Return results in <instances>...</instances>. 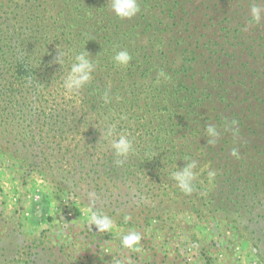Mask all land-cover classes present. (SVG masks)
<instances>
[{
	"label": "trees",
	"instance_id": "obj_1",
	"mask_svg": "<svg viewBox=\"0 0 264 264\" xmlns=\"http://www.w3.org/2000/svg\"><path fill=\"white\" fill-rule=\"evenodd\" d=\"M254 3L138 0L140 12L121 20L111 0H0V150L55 172L51 180L81 188V198L95 194L90 206L117 225L144 230L152 219L207 214L255 240L264 261V20L252 21ZM122 50L127 67L113 59ZM82 52L92 79L67 94L63 78ZM113 125L133 143L119 166L104 138ZM210 125L220 132L215 145ZM192 161L194 190L185 195L170 177ZM141 256L129 259L174 264Z\"/></svg>",
	"mask_w": 264,
	"mask_h": 264
},
{
	"label": "rangeland",
	"instance_id": "obj_2",
	"mask_svg": "<svg viewBox=\"0 0 264 264\" xmlns=\"http://www.w3.org/2000/svg\"><path fill=\"white\" fill-rule=\"evenodd\" d=\"M51 175L0 150V263L6 258L9 264H135L131 253L140 259L155 252L174 264H264L256 258L255 240L207 214L179 213L164 223L152 219L144 230L115 222V231L98 232L85 220L91 201L80 197L81 188L57 186ZM129 231L141 234L137 251L121 245ZM263 241L257 245L264 257Z\"/></svg>",
	"mask_w": 264,
	"mask_h": 264
},
{
	"label": "clouds",
	"instance_id": "obj_3",
	"mask_svg": "<svg viewBox=\"0 0 264 264\" xmlns=\"http://www.w3.org/2000/svg\"><path fill=\"white\" fill-rule=\"evenodd\" d=\"M260 3H264V0H259V3H254L251 5L249 12L252 21L255 23L264 20V11L260 7ZM111 11L113 14L121 20H130L135 17L140 12V7L138 0H111ZM66 53L60 52V57H64ZM114 62L122 67H127L132 57L127 50H122L116 53L113 57ZM57 63L63 65L64 60L57 58ZM94 69V64L88 59V54L82 52L75 56V62L71 64L70 70L67 75L63 78V88L66 90L67 94H75L84 88L92 79V72ZM158 77L164 80L169 79L166 73L161 71ZM105 101L107 102V96L105 95ZM236 121H232V125L235 126ZM206 135L208 137V145H215L217 143V138L220 132L215 126H208L205 129ZM106 140L111 144V148L116 157L117 166L122 165L129 155L133 152V143L128 138V134H116L115 126H110L106 130L104 136ZM231 155L233 157L238 156V150L233 148ZM196 168L195 161L188 162L187 166L183 168L182 171H175L171 174V179L176 183L177 188L185 195H191L194 190V180L196 178V173L194 169ZM214 172H209V177L214 176ZM95 194L90 193L89 199H94ZM85 220L90 225H93L98 232H112L115 231V221L112 217L105 214L102 210L94 209L92 206L84 209ZM130 219L125 217V222ZM141 234L136 231H129L127 234L122 236L121 245L124 249L137 251L138 246L141 242Z\"/></svg>",
	"mask_w": 264,
	"mask_h": 264
}]
</instances>
